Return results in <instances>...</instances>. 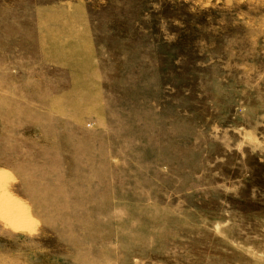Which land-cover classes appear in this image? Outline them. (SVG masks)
Listing matches in <instances>:
<instances>
[{"label":"rangeland","instance_id":"1","mask_svg":"<svg viewBox=\"0 0 264 264\" xmlns=\"http://www.w3.org/2000/svg\"><path fill=\"white\" fill-rule=\"evenodd\" d=\"M0 264H264V0H0Z\"/></svg>","mask_w":264,"mask_h":264}]
</instances>
